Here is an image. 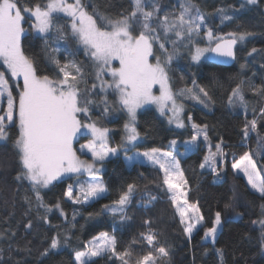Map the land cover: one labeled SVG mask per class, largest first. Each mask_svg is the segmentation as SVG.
Listing matches in <instances>:
<instances>
[{"label": "snow or ice", "instance_id": "1", "mask_svg": "<svg viewBox=\"0 0 264 264\" xmlns=\"http://www.w3.org/2000/svg\"><path fill=\"white\" fill-rule=\"evenodd\" d=\"M246 3L256 5L258 0H246ZM89 7L86 0H47L43 5L22 0H0V61L7 68L12 80L17 82V92L14 94L7 74L0 71V141L9 139V126L18 129V134L12 141L18 163L15 179L27 181L31 186L35 195V206L45 209V214L41 217L45 223H49L47 213L53 207L62 216L65 213L61 200L51 206L45 203L42 189H50L65 178L71 179L75 176L76 186L69 184L63 193L73 204L88 203L101 198L108 191L98 175L99 168L96 164H103L109 156L118 155L121 149L128 151L129 146L137 145L141 138L136 127L139 109L145 105H155L161 116L168 117L169 124L174 123L177 128H184L186 125L181 118L184 106L177 103L178 97L191 98L208 106L211 101L209 92L195 80L192 81L193 88H184L179 92L172 89L170 65L175 57V49L180 44L184 47L194 46L195 50L191 53L194 63H199L205 53L214 54L227 62L236 59L235 46L254 35L251 31H242L229 32L226 34L227 38L216 36L212 30L207 29L206 14L194 0H180L178 12L163 15L159 0H129L128 9L116 17L103 14L95 5L91 6V11ZM216 12L222 22L233 19L224 8H219ZM58 14L68 18L67 26L56 23L61 18ZM31 18H34L32 29L43 39L46 49L51 45L52 53L59 54L63 51L66 57L72 55L69 49L57 46L60 40L71 36L91 59L100 91L105 94L111 91L115 94L119 110L126 112L128 116V121L124 124L126 136L117 147L109 146L108 128L98 126L95 121L85 123L81 119L83 115L91 120L89 105L95 103L90 98L92 93L82 92L80 88L85 79L82 63L72 59L61 64L56 55H49V60L55 64L60 74L52 77L42 74L36 61L25 54L22 48V37L26 32L24 24ZM201 31H204L209 41L208 46L203 48L194 40V37L200 36ZM168 44L173 46V51H169ZM256 52L257 49L252 48L249 55ZM114 62H118L119 66H115ZM241 68H244L243 64ZM106 76L111 79H106ZM21 79L22 85L19 83ZM243 83L241 81L232 89L228 96V105L234 107L238 104L247 112L248 102L241 87ZM157 86L158 95L154 91ZM96 87L97 83H93L92 90ZM194 88H198L199 92L194 91ZM251 90L264 97V89L252 86ZM5 98L6 107L3 106ZM102 103L105 115L116 110L115 105L109 104L106 95ZM259 113L264 118V107L259 109ZM188 121L191 123L193 135L186 144L198 147L195 142L201 135L206 143H210L207 125L193 123L191 116ZM257 127L256 118L246 120L241 128L243 139L247 140L251 133L257 132ZM84 129L91 133L92 139L81 145V151L87 149L91 153V161L80 159L74 149V141ZM169 144L174 147L177 141L171 140ZM222 145L223 141L217 143L215 151L209 148L208 154L199 165L201 169L209 168L214 174H219L218 162L226 158ZM136 156L143 157L154 167L158 166L164 173L163 185L166 186L169 199L184 226V234L191 239L193 230L204 218L200 215L198 204L188 200L187 181L176 156L171 151L157 147L138 152ZM126 159L131 163L134 157ZM232 168L234 172H242L250 187L264 199V180L259 178L260 174L248 152L235 161ZM84 174H87L88 179L80 180L79 177ZM136 187L134 183H128L127 189L121 191L112 206H104V211L110 212L114 217L119 216L121 224L128 220L127 207ZM155 199L156 197H150L149 203ZM25 202L30 206L32 204L28 197H25ZM261 215L264 217V211ZM144 223L150 224V221L145 220ZM252 223L260 226V248L264 252V218L253 220ZM220 224L221 212L217 211L213 226L205 230V238L210 237L215 241L217 226ZM25 228H32L31 221L25 224ZM12 235L15 236L16 233L13 232ZM0 239H4L2 233ZM141 239L147 242L150 250L147 254L134 256L130 246L121 250L114 235L101 232L85 245V251H75V264H92V258L109 253L121 264H165L170 254L165 246L158 243L157 234L149 229L141 233ZM66 240L67 238L61 240L59 235L52 236L41 256L60 250L65 246ZM135 242L134 240L133 243ZM217 255L223 264V250L217 249Z\"/></svg>", "mask_w": 264, "mask_h": 264}, {"label": "trees", "instance_id": "2", "mask_svg": "<svg viewBox=\"0 0 264 264\" xmlns=\"http://www.w3.org/2000/svg\"><path fill=\"white\" fill-rule=\"evenodd\" d=\"M22 2L43 5L46 0ZM86 2L90 11L91 6L95 5L103 14L111 17L118 16L129 7V0ZM194 2L206 14L207 29L212 30L215 35L227 37L229 32L242 31H251L254 35L237 44L235 63L230 67L216 66L206 62V59L192 64L187 55L178 50L182 44L175 49L176 56L170 65L169 75L174 92L193 88V80L209 92L211 101L207 107L203 104L205 108L190 103L191 98L178 97V100L185 103L187 114L192 117L193 123L207 125L211 150L215 151V145L223 141L222 147L226 153V158L218 162L217 175L209 168L203 170L199 166L207 155L206 146L202 142L187 156L181 157L174 152L187 181L188 200L198 204L200 215L204 218L192 233L191 239L184 234V227L169 199L167 188L163 185L160 170L148 164L133 163L128 166L123 161L125 154L131 151L144 152L153 147L171 151L168 146L170 140L183 138V132L169 128L153 110L145 109L138 114L136 127L141 140L135 147L129 148L128 151L121 149L118 155L106 159L103 164H96L100 168L98 175L108 189L101 198L87 205L67 201L63 193L69 184L76 186L75 176L71 179L65 178L55 187L41 192L45 203L50 206L57 200L63 202L65 215L62 216L60 211L53 207V210L47 213L49 223H45L41 218L45 209L35 206V195L28 182L15 179L18 163L12 141L18 134V129L9 126V139L0 143V164H3V167H0V233L4 236V239H0V264H74L75 251H84L86 242L101 232L114 235L121 250L130 246L134 256L147 254L150 249L147 242L141 239V233L149 229L157 234L158 243L169 251L170 255L165 264H221L217 249L223 250V264H264V252L260 248L261 229L258 224L252 223L253 220L264 218L261 215L264 211V199L252 192L231 168L235 161L248 152L264 180V118L259 113V109L264 107V97L254 94L251 90L252 86L264 89V0H258L256 5H247L241 0ZM159 4L161 15L177 12L179 9V4L174 0H159ZM241 5L244 7L241 8ZM219 8L226 9L233 19L222 22L216 12ZM66 20L61 17L56 23L67 26ZM33 22L34 19L31 18L24 24L26 32L22 37V48L25 54L36 61L42 74L52 77L60 74L55 64L49 60V55H56L61 64L72 59L82 63L85 79L80 88L82 92H91L90 98L95 103L89 105L91 120L83 115L81 119L85 123L95 121L98 126L108 128L110 144L117 147L124 137V116L116 111L104 114L102 93L97 87L92 90L90 60L71 36L60 40L57 46L69 49L72 55L66 57L63 51L59 54L52 53L51 45L46 49L43 39L33 34ZM52 37L55 38V32ZM252 48H256L257 52L250 56ZM242 64L244 68H241ZM241 81L244 82L241 87L248 102L247 112L238 104L234 107L228 105V96ZM194 91L198 93L199 89L194 88ZM253 118L257 119V132L251 133L250 137L244 140L241 128L246 120ZM87 138L83 136L77 140L74 149ZM86 178V175L79 177L80 180ZM128 183H134L137 187L127 207L129 219L121 224L119 216L114 217L110 212L104 211V206H112L121 191L127 189ZM25 197L31 199V206L25 202ZM150 197L156 199L149 203ZM217 211L221 212V224L215 241L210 237L205 240V230L213 226ZM145 220H149L150 224H145ZM29 221L32 228L26 229L25 224ZM13 232L16 233L15 236L12 235ZM55 235H59L61 240L67 238L65 246L50 252L48 256H41L50 244L51 237ZM92 264L121 262L109 253L93 259Z\"/></svg>", "mask_w": 264, "mask_h": 264}, {"label": "rangeland", "instance_id": "3", "mask_svg": "<svg viewBox=\"0 0 264 264\" xmlns=\"http://www.w3.org/2000/svg\"><path fill=\"white\" fill-rule=\"evenodd\" d=\"M241 1H242L243 3H245V4H247V3H246V0H241ZM174 2H175L176 4H179V3H180V1H177V0H174ZM46 3H47V0H46L45 4H46ZM172 6L174 7L175 4L173 3ZM178 11H179V9L177 10V12H178ZM58 15H59L60 17H63L62 14H58ZM63 18H65V19L68 20L67 17H63ZM33 19H34V18H33ZM67 20H66V22H67ZM33 23H34V22H33ZM68 29H69V32H70V31H71L70 28H68ZM32 31H33V34L39 36V35L35 32L34 29H32ZM216 36H217V35H216ZM173 37H174V36H173ZM224 37H225V36H224ZM225 38H227V37H225ZM194 40H195V41H198V46H199V47H202V48H203V47H207L208 44H209V41L207 40V37L205 36V33H204V32H201L199 37H194ZM76 44L79 46V48L82 50L83 54L85 55L83 48H82L77 42H76ZM214 44H215V41L212 42V46H213ZM182 45H183V44H182ZM182 45L180 46V49H178V48H176V49L181 50L182 52H184V53L187 55V57L189 58V60H190V62H191L192 64H198V63H194V62L192 61V59H191V53H192V51L195 50V49H194V46H193V45H190L189 47H184V45H183V46H182ZM167 47H168L169 51H173V48H172V45H171V44H168ZM190 49H191V51H190ZM157 51L159 52V49H158V48H157ZM181 51H180V52H181ZM207 55H208V53H205V57H202V58H201V61L205 60ZM85 56H86V55H85ZM175 56H176V52H175ZM86 57L88 58V60H90V62H91V64H92V84H93V83H97V90H98L99 92H101V91H100V88H99L98 81H96V79H95V67H94V65H93V63H92V61H91V59H90L88 56H86ZM201 61H200V62H201ZM153 62H154V61H153ZM200 62H199V63H200ZM114 64H115V66H117V67L119 66V65H118V62H114ZM0 71H3V72H5V73L7 74V78L10 80L12 90H13V92H14V94H15V93L17 92V87H16L17 82H16L15 80H12L10 73L8 72L7 68L3 65L2 61H0ZM106 79H111V77H107V76H106ZM19 83L22 85V79L19 81ZM154 91H155V94H157V95L159 94V88H158V86L154 89ZM198 92H199V91H198ZM101 93H102V99H103V98L105 97V95H106L109 104H110V105H115L116 110H114V111H116L117 113H119V114H121V115L124 116V124H125V123L128 121V116H127V113H126V112L119 110V105L116 103V99H117V98H116L115 94L112 93L111 91L107 92V94H105V93H103V92H101ZM201 95H202V94H201ZM189 102L192 103V104H195L196 106H200V107L205 108V106H203V103H198L197 101H195V100H193V99H192V102H191V101H189ZM177 103H178V104H183V106H184V110H183V112L181 113V118L184 120L185 125H186V127H184V128H177V127L175 126L174 123H173V124H169V122H168V117H167V116H161L160 113H159V111L157 110V107H156L155 105H145L143 108L139 109L138 112H137V118H138V114H139L141 111H143V110H145V109H151V110L154 111V113L157 115V117L160 118V119H161V120H162V121H163V122H164L169 128H171V129H173V130H176V131L183 132V133H184L183 138H174V139H172V140H176V141H177V144H176L174 147L170 146L169 143H168V146H169V148H170V150H171V152H172L173 155L176 156V154L174 153V152H176L177 154H179V156L184 157V156H187L191 151L197 149V147H192L191 144H186V142L191 141V137H192V135H193V129H192V127H191V123H189V121H188L189 114H187V109H186L185 103H184L183 101L178 100V98H177ZM3 106L6 107V98H5V100L3 101ZM103 106H104V104H103ZM1 114H2V113H1ZM169 115H171V113H169ZM124 124H123V130H124V137H125V136H126V132H125V129H124ZM136 125H137V120H136ZM83 136L88 137L87 140L84 141L82 144H79L78 146H76L75 150L77 151V153H78L77 155L80 157V159L91 161V160H92L91 153L88 152L87 149H84L83 151H81V145H83V144H87V143L92 139V136H91V133H90V132H88L86 129H84V130H82V134H79V135H78L77 140H79V139H80L81 137H83ZM124 137H123V138H124ZM77 140H76V141H77ZM140 140H141V138L137 141V143H138ZM76 141H74V145H75ZM170 141H171V140H170ZM3 142H5V141H0V143H3ZM199 142H202V143L206 146L207 154H208V152H209V148L211 147V146H210V143H206V142L204 141V137H203L202 135L198 137V140H197L195 143L198 144ZM108 143H109V146L112 147L111 144H110V140H109V132H108ZM198 145H199V144H198ZM129 148L131 149L132 146H129ZM186 149H187V150H186ZM138 152H139V151H131L130 153L128 152L127 155L125 154L124 159H123V161L125 162V164H127L128 166H131L133 163H138V164H148V165H151V164H150L149 162H147L143 157H137L136 154H137ZM181 154H183V155H181ZM111 157H113V156H109L108 158H111ZM126 157H134L133 162L129 163V162L127 161ZM176 157H177V156H176ZM108 158H107V159H108ZM97 163H100V162H97ZM253 163H254V162H253ZM151 166H153V165H151ZM96 167L99 168V166H97V165H96ZM155 167L159 169L158 166H155ZM231 168H232V166H231ZM206 169H208V168H204L203 170H206ZM99 170H100V168H99ZM159 170H160V169H159ZM232 171H233V168H232ZM256 171L260 174V172H259V170H258L257 167H256ZM160 172H161V171H160ZM233 172H234V171H233ZM234 173H235L236 175L240 176V177L244 180V182L246 183L247 187H248L252 192L256 193V192L250 187V185H249L248 182H247V178L244 176V174H243L242 172L235 171ZM161 174H162V178H164V173L161 172ZM84 175L87 176V174H84ZM259 178H260L261 180H263L261 174H260V177H259ZM87 179H88V176H87L86 180H87ZM45 190H47V189H42L41 192H44ZM256 194L258 195V193H256ZM65 198H66L67 201H70V200L67 199V197H65ZM94 200H95V199H94ZM92 201H93V200H91V201L88 202V203H82V204H83V205H87V204L91 203ZM70 202H71V201H70ZM177 215H178V214H177ZM178 217H179V216H178ZM179 219H180V218H179ZM199 225H200V224H199ZM199 225H197V227L193 230V232L199 227ZM183 227H184V226H183ZM217 227L219 228V226H217ZM96 237H97V236H96ZM207 239H208V238H205V240H207ZM90 241H93V238L90 239L89 241H87L86 244H89ZM86 244H85V245H86ZM85 250H86V249H85ZM85 250H84V251H85ZM95 258H97V257L92 258V260L95 259ZM73 259H74V257H73ZM74 264H75V260H74Z\"/></svg>", "mask_w": 264, "mask_h": 264}, {"label": "water", "instance_id": "4", "mask_svg": "<svg viewBox=\"0 0 264 264\" xmlns=\"http://www.w3.org/2000/svg\"><path fill=\"white\" fill-rule=\"evenodd\" d=\"M236 46L234 48V51H236ZM207 57H211V59H207ZM206 62L216 65V66L230 67L235 63V60H228L227 62H224L223 58H220V57L215 56L214 54L208 53V55L206 56Z\"/></svg>", "mask_w": 264, "mask_h": 264}, {"label": "crops", "instance_id": "5", "mask_svg": "<svg viewBox=\"0 0 264 264\" xmlns=\"http://www.w3.org/2000/svg\"><path fill=\"white\" fill-rule=\"evenodd\" d=\"M259 195V194H258Z\"/></svg>", "mask_w": 264, "mask_h": 264}]
</instances>
